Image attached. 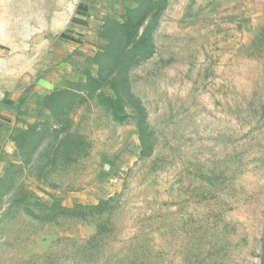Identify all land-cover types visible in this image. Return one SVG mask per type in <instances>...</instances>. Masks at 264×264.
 <instances>
[{"label":"rangeland","instance_id":"rangeland-1","mask_svg":"<svg viewBox=\"0 0 264 264\" xmlns=\"http://www.w3.org/2000/svg\"><path fill=\"white\" fill-rule=\"evenodd\" d=\"M96 1L76 22L89 0H0L3 89L33 84L52 53L63 59L75 23L79 36L102 28L89 62L100 56L107 77L104 88H64L79 92L62 124L78 146L69 138L47 161L55 128L11 138L0 264H264V0ZM128 9L146 19L140 32L152 26L150 58L122 54L113 21ZM88 72L82 64L79 76ZM78 206L98 209H61Z\"/></svg>","mask_w":264,"mask_h":264},{"label":"crops","instance_id":"crops-1","mask_svg":"<svg viewBox=\"0 0 264 264\" xmlns=\"http://www.w3.org/2000/svg\"><path fill=\"white\" fill-rule=\"evenodd\" d=\"M99 1L105 3L103 0ZM96 3H98L96 0H89L86 5L78 6L73 20L77 22L79 19H87L96 14L98 10L95 8ZM108 3L109 5L101 7V12H105L106 15L111 14L113 8L110 7V2ZM75 24L71 26V40L59 43L66 44L63 59L53 57L56 53H52V58L49 56L48 61L50 66L39 72L33 84L23 82L15 88L3 89L5 83L2 82L9 77L4 75L0 66V165L11 148V138L25 132L30 125L41 124L50 119L51 113L44 106L46 96L66 88L69 83L86 80L84 73L79 76V68L84 63L89 72L95 76L92 70L96 65L89 61L94 58L95 44L99 40L102 28L97 30L91 28L85 31L86 34L82 32L79 36V25ZM57 65L59 67H55Z\"/></svg>","mask_w":264,"mask_h":264},{"label":"trees","instance_id":"trees-1","mask_svg":"<svg viewBox=\"0 0 264 264\" xmlns=\"http://www.w3.org/2000/svg\"><path fill=\"white\" fill-rule=\"evenodd\" d=\"M138 1L140 2V0ZM135 11H136L135 9H128L127 20H125L124 23H118L117 21H113V24H114L117 37L125 41V45L122 48L124 52H122V54L126 56L128 53L129 55H133L134 57L138 56L141 59H147V58H150L155 53V45L151 38L152 26L149 24L144 28L142 32H140L146 19L142 18L136 23L133 22L132 14H134ZM157 16H158V13L157 12L154 13L151 16L152 17L151 21H153V19L156 20ZM96 58L98 60L95 62V64L99 66V74L97 77H93L92 74L88 72L85 75L86 80L88 84L94 83L97 86L104 88L103 83L106 82L107 77L104 76L102 63L99 60L100 56H96ZM116 85L117 83L112 81L108 83L105 87H109L110 89L114 91ZM78 96H79V92L74 89H70L69 87L67 89L56 90L52 94L46 96L44 100V106L52 114L53 121L47 124L30 125L25 132L21 133L18 136L24 137L25 139H27L29 137V133L32 130L40 129L41 131L40 134L41 135L44 134L45 135L44 137L47 138L46 135H50L48 131L55 128V130H53V133L54 135H56V137L54 136V141H53L54 146L52 148H54L55 150L54 154L57 153L56 154L57 156L53 155L54 158L51 159L50 158L51 153H48L47 155H45L47 156V161H54L56 157L59 158V156L61 155L60 152H62V150L65 148H66L65 150L68 151L67 147L69 146L70 148V146L72 145V144L66 145V141L68 142L69 138L74 141L73 142L74 146H78L80 144L79 139H81V136L79 135V133L72 132L71 127L67 128L64 125H62L64 124L63 122L65 120V117H66V120H68V122L73 123V120L71 118V113H72V110L76 106L79 105V103L75 101V98H77ZM108 100L111 103H113L112 109H113V115L115 117V120L118 122L124 121L125 115H122L119 112V110L121 109L120 100L118 99L117 101H113L111 98H108ZM67 101H70L68 105H66ZM62 104L63 106H60ZM42 128H44L46 131H43ZM63 135H65V137H63ZM50 146H52V143L50 144ZM46 209L48 211V215L56 216L57 213H56V210H54V208L46 207ZM61 209H62V212L68 213L67 215L75 216L79 213H82L83 211H94L98 209V206H86V207L78 206L75 209H66L62 207ZM77 210H79V212H76Z\"/></svg>","mask_w":264,"mask_h":264}]
</instances>
